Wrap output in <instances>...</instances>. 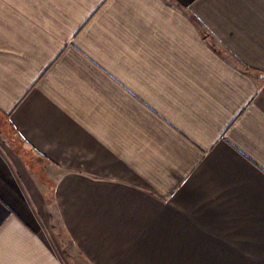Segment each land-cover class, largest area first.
Instances as JSON below:
<instances>
[{"label":"crops","instance_id":"0c3cea01","mask_svg":"<svg viewBox=\"0 0 264 264\" xmlns=\"http://www.w3.org/2000/svg\"><path fill=\"white\" fill-rule=\"evenodd\" d=\"M0 264H264V0H0Z\"/></svg>","mask_w":264,"mask_h":264}]
</instances>
